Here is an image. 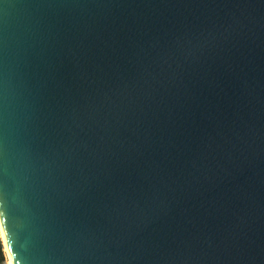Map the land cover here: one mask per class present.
I'll return each instance as SVG.
<instances>
[{
  "label": "water",
  "instance_id": "1",
  "mask_svg": "<svg viewBox=\"0 0 264 264\" xmlns=\"http://www.w3.org/2000/svg\"><path fill=\"white\" fill-rule=\"evenodd\" d=\"M0 216L15 264H264V0H0Z\"/></svg>",
  "mask_w": 264,
  "mask_h": 264
},
{
  "label": "bare ground",
  "instance_id": "2",
  "mask_svg": "<svg viewBox=\"0 0 264 264\" xmlns=\"http://www.w3.org/2000/svg\"><path fill=\"white\" fill-rule=\"evenodd\" d=\"M0 235H1V238H2V241H3V244H4V249H5V253H6V256H7L8 264H15L13 255H12L11 250L9 248V244H8V240H7L6 234L4 232L1 216H0Z\"/></svg>",
  "mask_w": 264,
  "mask_h": 264
},
{
  "label": "trees",
  "instance_id": "3",
  "mask_svg": "<svg viewBox=\"0 0 264 264\" xmlns=\"http://www.w3.org/2000/svg\"><path fill=\"white\" fill-rule=\"evenodd\" d=\"M0 258H1L2 261H5L4 253H3V247H2L1 241H0Z\"/></svg>",
  "mask_w": 264,
  "mask_h": 264
},
{
  "label": "rangeland",
  "instance_id": "4",
  "mask_svg": "<svg viewBox=\"0 0 264 264\" xmlns=\"http://www.w3.org/2000/svg\"><path fill=\"white\" fill-rule=\"evenodd\" d=\"M0 241H1V243H2V247H3V253H4L5 261H7V256H6V253H5L4 244H3V241H2L1 235H0ZM7 262H8V261H7Z\"/></svg>",
  "mask_w": 264,
  "mask_h": 264
},
{
  "label": "built area",
  "instance_id": "5",
  "mask_svg": "<svg viewBox=\"0 0 264 264\" xmlns=\"http://www.w3.org/2000/svg\"><path fill=\"white\" fill-rule=\"evenodd\" d=\"M0 264H8L7 261H2L1 258H0Z\"/></svg>",
  "mask_w": 264,
  "mask_h": 264
}]
</instances>
